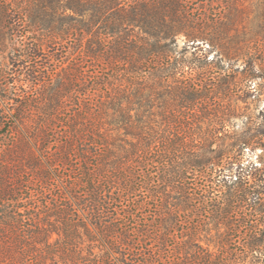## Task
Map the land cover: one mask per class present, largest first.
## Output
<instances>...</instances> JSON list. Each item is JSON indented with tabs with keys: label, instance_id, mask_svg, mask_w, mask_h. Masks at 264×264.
Returning <instances> with one entry per match:
<instances>
[{
	"label": "trees",
	"instance_id": "1",
	"mask_svg": "<svg viewBox=\"0 0 264 264\" xmlns=\"http://www.w3.org/2000/svg\"><path fill=\"white\" fill-rule=\"evenodd\" d=\"M0 15V264H264V0Z\"/></svg>",
	"mask_w": 264,
	"mask_h": 264
},
{
	"label": "rangeland",
	"instance_id": "2",
	"mask_svg": "<svg viewBox=\"0 0 264 264\" xmlns=\"http://www.w3.org/2000/svg\"><path fill=\"white\" fill-rule=\"evenodd\" d=\"M5 22H6V19L1 18V15H0V88L2 86H5V84H6L5 78H7V77L6 76L4 77V75L2 73H3V71H6V69L9 66L11 67V57H12L11 56V47L8 46L9 41L7 40V37H5L7 35V32H8V29L5 26L6 25ZM242 27H243V25H239V27H238L239 30H242ZM233 34H234V32H233ZM7 36H9V35H7ZM186 42H187V40L185 39L184 36L180 37L179 48L180 49L183 48V46L186 44ZM214 54L215 53L211 54V57H213ZM244 62L245 61L242 58H240L239 61L237 62L236 67H240V69L242 70L245 67ZM259 69L263 70L264 65L262 68L260 66ZM261 70H260V72H261ZM261 78L263 79L264 75H261ZM261 78H259V80L256 83L260 82L262 80ZM8 80L10 81V79H8ZM11 84H12V82H11ZM17 89L20 90L19 87H17ZM7 105H8L7 102L3 98V92H1V90H0V109H3L5 111V113L7 115H9V117H10L12 112L9 110V107H7ZM262 110H264V98L261 100V102L258 103L257 109H255L253 111V114H252L253 119L259 118V119H257V121H262L263 117L260 116V111H262ZM244 121L246 122L247 120H243L242 123L240 121L239 123L241 125H243ZM0 132H2V131L0 130ZM6 142H7V140L0 136V152L4 149V143H6ZM248 154L249 155H247V158L250 161H253L254 163H256L257 165H260V162H261L260 158L262 161H264V147L263 148L259 147L253 152L249 151ZM44 165H46L48 167V164L46 161L44 162ZM53 175L57 176L58 172L53 171Z\"/></svg>",
	"mask_w": 264,
	"mask_h": 264
}]
</instances>
